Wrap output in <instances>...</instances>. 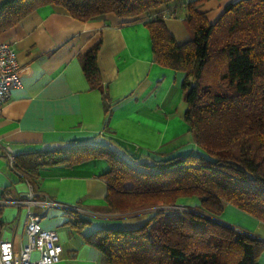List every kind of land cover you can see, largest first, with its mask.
Returning <instances> with one entry per match:
<instances>
[{"label":"trees","instance_id":"trees-1","mask_svg":"<svg viewBox=\"0 0 264 264\" xmlns=\"http://www.w3.org/2000/svg\"><path fill=\"white\" fill-rule=\"evenodd\" d=\"M176 1L0 0V34L47 4L89 20L106 13L132 19ZM204 1L187 3L190 39L184 43L163 15L145 21L154 60L185 73L184 118L198 150L131 160L109 142L94 141L16 156L15 170L32 184L41 167L104 159L112 212L151 213L139 227L84 233L103 264H259L264 251V241L217 221L227 207L264 221V0L231 2L214 22L200 10ZM99 50L98 43L83 55L82 66L91 87L105 92ZM68 214L65 224L80 233L91 223Z\"/></svg>","mask_w":264,"mask_h":264},{"label":"crops","instance_id":"crops-1","mask_svg":"<svg viewBox=\"0 0 264 264\" xmlns=\"http://www.w3.org/2000/svg\"><path fill=\"white\" fill-rule=\"evenodd\" d=\"M189 1L162 4L132 19L106 13L89 20L73 17L64 6L47 4L2 32L0 43L10 42L17 54L21 85L12 88L10 99L0 108L1 140L18 155L94 141L109 142L131 160L198 150L184 118L185 73L154 60L145 25L146 20L163 15L176 40L188 41L184 19ZM235 1L206 0L200 10L214 22ZM98 43L105 92L91 87L82 66L83 55ZM108 169V162L101 158L71 166H44L39 169L38 182L32 184L0 155V202L24 197L33 189L57 202L80 207L79 214L91 222L83 233L65 224L69 211L61 208L48 210L42 225L60 233L63 258L58 264H103L100 250L86 243L84 233L101 227H138L151 214L147 209L132 214L112 212L106 200L108 184L102 177ZM28 208H0V237L11 240L16 251L28 240ZM31 210L40 212L41 207ZM220 221L264 241V221L233 207L225 209ZM33 256L37 258L39 253ZM259 264H264V251Z\"/></svg>","mask_w":264,"mask_h":264},{"label":"built area","instance_id":"built-area-1","mask_svg":"<svg viewBox=\"0 0 264 264\" xmlns=\"http://www.w3.org/2000/svg\"><path fill=\"white\" fill-rule=\"evenodd\" d=\"M19 68L20 63L11 43H0V108L10 99L12 88L21 85ZM0 155H4L11 166H16V151L1 138ZM0 205L29 207L25 225L27 242L23 243L19 251H16L13 242L1 236L0 264H58L62 260L63 248L59 231L43 227V219L47 211L52 208L80 213L82 211L80 207L57 202L45 194H37L33 189L24 197H10L1 201ZM32 206L41 207V211L34 212L31 210ZM34 252L39 253L37 258L33 256Z\"/></svg>","mask_w":264,"mask_h":264},{"label":"rangeland","instance_id":"rangeland-1","mask_svg":"<svg viewBox=\"0 0 264 264\" xmlns=\"http://www.w3.org/2000/svg\"><path fill=\"white\" fill-rule=\"evenodd\" d=\"M139 227V226H138ZM129 228H135V227H129ZM59 235H60V233H59Z\"/></svg>","mask_w":264,"mask_h":264},{"label":"water","instance_id":"water-1","mask_svg":"<svg viewBox=\"0 0 264 264\" xmlns=\"http://www.w3.org/2000/svg\"><path fill=\"white\" fill-rule=\"evenodd\" d=\"M217 221L221 222L220 220H217Z\"/></svg>","mask_w":264,"mask_h":264}]
</instances>
